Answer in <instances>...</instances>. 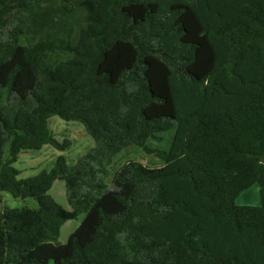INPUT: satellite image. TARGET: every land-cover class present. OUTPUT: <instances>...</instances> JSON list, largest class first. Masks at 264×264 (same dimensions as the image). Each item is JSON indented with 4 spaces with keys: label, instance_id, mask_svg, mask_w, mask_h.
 <instances>
[{
    "label": "trees",
    "instance_id": "16d2710c",
    "mask_svg": "<svg viewBox=\"0 0 264 264\" xmlns=\"http://www.w3.org/2000/svg\"><path fill=\"white\" fill-rule=\"evenodd\" d=\"M54 116L96 146L21 179L22 152L71 146ZM133 145L163 165L106 183ZM255 185L261 204L237 205ZM50 263L264 264V0H0V264Z\"/></svg>",
    "mask_w": 264,
    "mask_h": 264
},
{
    "label": "rangeland",
    "instance_id": "374dc122",
    "mask_svg": "<svg viewBox=\"0 0 264 264\" xmlns=\"http://www.w3.org/2000/svg\"><path fill=\"white\" fill-rule=\"evenodd\" d=\"M50 126L54 132L55 138L59 142L70 140L71 146L64 152L59 151L53 146L47 145L40 150H29L22 152L14 167L20 171V178L26 179L34 177L43 171H51L57 162L59 156L64 155L67 163L74 166L83 156L90 152L95 146L96 141L87 132L85 126L76 121H64L58 116L50 119ZM175 131L160 134L162 141L150 140L148 146L152 149L168 150L171 146ZM8 157V149L6 151ZM135 160L148 167L157 168L163 165V162L155 155L147 154L140 147L133 145L122 151L110 167L109 177L106 183L110 184L115 173L127 161ZM58 204L67 210H71L68 203L66 183L63 180H57L53 188L48 193ZM4 208H30L38 209L39 204L35 198H15L7 192H2ZM84 219V215H80L77 219L70 220L61 229L60 236L57 240L59 244H65L70 236L76 231ZM53 264V263H50Z\"/></svg>",
    "mask_w": 264,
    "mask_h": 264
},
{
    "label": "crops",
    "instance_id": "0c3cea01",
    "mask_svg": "<svg viewBox=\"0 0 264 264\" xmlns=\"http://www.w3.org/2000/svg\"><path fill=\"white\" fill-rule=\"evenodd\" d=\"M261 187L255 185L249 190L243 192L237 199V205L240 206H259L261 204Z\"/></svg>",
    "mask_w": 264,
    "mask_h": 264
}]
</instances>
